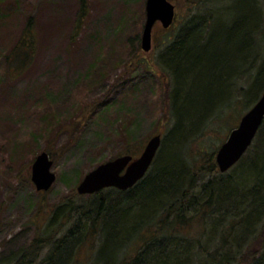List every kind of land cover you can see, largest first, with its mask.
Here are the masks:
<instances>
[{
    "label": "rangeland",
    "instance_id": "obj_1",
    "mask_svg": "<svg viewBox=\"0 0 264 264\" xmlns=\"http://www.w3.org/2000/svg\"><path fill=\"white\" fill-rule=\"evenodd\" d=\"M171 1L176 20L170 28L158 21L152 48L145 51L140 43L147 0H85L84 15L81 0H0V264H13L11 258L41 233L53 234L55 229L60 236L68 233L71 225L63 216L53 224L50 219L67 198L81 202L77 187L84 176L118 156H140L153 135L161 133L164 138L174 125L176 81L162 58L166 48L162 43L168 37L193 16L217 8L203 50L214 55L233 49L228 41L238 17L234 0L209 1L206 7L189 0ZM258 2L257 37L262 44L264 0ZM30 19L37 42L34 60L13 77L11 72L18 73V67L13 65L15 71L7 67L5 54ZM219 27L225 28L221 37ZM261 59L248 62V70L238 68L233 75L238 77L231 86L224 85L220 95L208 80L202 86L203 98L202 88L193 89L190 102L205 109L207 116L187 135L182 148L198 165L202 155L218 150L262 95L264 89L255 99L246 93L257 72L251 65ZM254 147L244 161L254 154ZM43 150L54 160L57 178L50 189L38 191L31 179L32 163ZM86 253L87 249L82 255Z\"/></svg>",
    "mask_w": 264,
    "mask_h": 264
},
{
    "label": "trees",
    "instance_id": "obj_2",
    "mask_svg": "<svg viewBox=\"0 0 264 264\" xmlns=\"http://www.w3.org/2000/svg\"><path fill=\"white\" fill-rule=\"evenodd\" d=\"M209 1L215 0H189L202 7ZM234 3L237 7L231 8L237 9L238 17L231 24L230 52L226 48L209 55L203 50L217 8L193 16L162 43L166 47L162 58L176 81L171 112L175 122L145 177L127 190L109 187L78 193L81 202L67 198L50 221L63 216L71 225L68 233L60 236L58 229L41 233L11 258L13 264H264V121L253 142L254 154L241 159L230 173L220 171L217 150L202 155L198 165L182 148L187 135L207 116L205 109L190 102L193 89L202 88L203 98L202 86L208 80L220 95L221 88L238 77H233L238 68L250 69L248 62L257 58L261 63L251 65L257 72H251L254 77L246 93L255 99L264 89V42L257 37L260 3ZM86 10L81 0L83 15ZM26 28L5 54L7 67L14 71L13 65L18 67V73L11 72L13 77L34 60L32 19ZM225 28H218V36ZM80 247L83 253L87 249V260L83 253L78 256Z\"/></svg>",
    "mask_w": 264,
    "mask_h": 264
},
{
    "label": "water",
    "instance_id": "obj_3",
    "mask_svg": "<svg viewBox=\"0 0 264 264\" xmlns=\"http://www.w3.org/2000/svg\"><path fill=\"white\" fill-rule=\"evenodd\" d=\"M146 11L141 46L143 50L150 51L155 24L160 21L164 28H169L176 18V6L171 0H147ZM263 121L264 91L257 102L241 117L239 124L215 153L221 172L228 171L241 160L252 145ZM162 142V134H155L149 139L139 157L124 154L99 164L80 181L77 187L78 193L85 195L109 187L121 190L133 187L149 171ZM53 164L54 160L45 150L34 159L31 179L38 191H47L56 181V173L52 170Z\"/></svg>",
    "mask_w": 264,
    "mask_h": 264
}]
</instances>
